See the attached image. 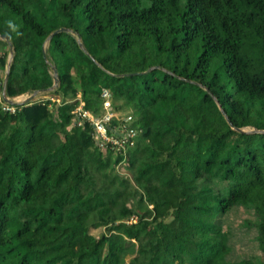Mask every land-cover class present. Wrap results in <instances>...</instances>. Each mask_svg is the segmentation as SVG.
I'll use <instances>...</instances> for the list:
<instances>
[{"label":"trees","instance_id":"16d2710c","mask_svg":"<svg viewBox=\"0 0 264 264\" xmlns=\"http://www.w3.org/2000/svg\"><path fill=\"white\" fill-rule=\"evenodd\" d=\"M0 35V264H264V0H0Z\"/></svg>","mask_w":264,"mask_h":264},{"label":"built area","instance_id":"2783aa9c","mask_svg":"<svg viewBox=\"0 0 264 264\" xmlns=\"http://www.w3.org/2000/svg\"><path fill=\"white\" fill-rule=\"evenodd\" d=\"M101 96L104 99L102 103L104 114L101 116L94 117L90 113L83 111L80 104L76 108L75 113L80 116V122L87 120L92 124L94 128V141L100 146V148L104 149L109 144L111 146H122L126 138L135 135V131L132 129L128 130L126 125L131 121V116L127 114L120 115L114 111L110 101V93L107 89H103ZM6 109L8 110L9 108ZM113 118L117 119L120 124L119 126L114 127L112 132H118L121 136L120 138L110 135L107 132V127H110V122Z\"/></svg>","mask_w":264,"mask_h":264},{"label":"water","instance_id":"95a60500","mask_svg":"<svg viewBox=\"0 0 264 264\" xmlns=\"http://www.w3.org/2000/svg\"><path fill=\"white\" fill-rule=\"evenodd\" d=\"M62 31H67V29L65 28H62V29H59L55 32H53L48 38H47V41L45 43V47L43 49V56L45 57V53H46V44L48 43V41L51 39V37L58 33V32H62ZM0 39L1 40H4L7 44H8V47H9V52H10V55H9V59H8V67L10 65V62L12 61V56H13V47H12V44L11 42L9 41L8 39V36L7 35H0ZM79 43V47L81 48L82 51L85 52V48L83 47V45ZM92 59V58H91ZM93 60V59H92ZM52 79H53V83H52V86L46 90H44L45 92H49V91H53L55 90L57 87H58V83H59V79H58V74H57V69L55 66H52ZM7 80H8V69L6 71V75L4 77V80H3V83H2V88H1V98L3 99L4 102L8 103V104H11V105H14V104H17L16 102H14V100H11V99H8L6 97V85H7ZM37 93H41L40 91H36V92H33L28 98H26L24 101L18 103V104H26L28 103L29 101H32ZM223 113V112H222ZM223 115L225 116V114L223 113ZM237 131L239 132H244L243 129H236Z\"/></svg>","mask_w":264,"mask_h":264},{"label":"rangeland","instance_id":"374dc122","mask_svg":"<svg viewBox=\"0 0 264 264\" xmlns=\"http://www.w3.org/2000/svg\"><path fill=\"white\" fill-rule=\"evenodd\" d=\"M38 95H40L39 93H37ZM30 96V94H24V95H22V96H19V97H16V98H14L13 100H14V102H22L23 100H25L26 98H28ZM103 98V97H102ZM104 100V99H103ZM103 108V107H102ZM102 114H104V110H103V113ZM119 172L120 173H123V172H125L124 171V168L123 167H119Z\"/></svg>","mask_w":264,"mask_h":264},{"label":"crops","instance_id":"0c3cea01","mask_svg":"<svg viewBox=\"0 0 264 264\" xmlns=\"http://www.w3.org/2000/svg\"><path fill=\"white\" fill-rule=\"evenodd\" d=\"M41 92V91H40ZM24 95V94H23ZM31 95V94H30ZM20 96H22V95H20ZM24 101V100H23ZM17 103V102H16ZM18 103H20V102H18Z\"/></svg>","mask_w":264,"mask_h":264}]
</instances>
